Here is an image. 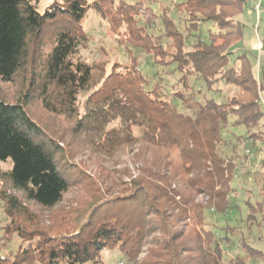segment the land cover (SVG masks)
Returning a JSON list of instances; mask_svg holds the SVG:
<instances>
[{
  "label": "trees",
  "instance_id": "obj_1",
  "mask_svg": "<svg viewBox=\"0 0 264 264\" xmlns=\"http://www.w3.org/2000/svg\"><path fill=\"white\" fill-rule=\"evenodd\" d=\"M160 1L56 0L39 13L30 0H0V83L11 84L18 75L24 82L17 101L0 98V163L10 161L7 170L0 167V178L43 210L57 206L68 191V180L57 170L55 160L63 151L30 115L32 101L47 115L69 120L72 133L94 149L129 144L153 153L144 159L145 177L133 183L130 194L122 199L129 207L105 214L107 219L98 224L91 220L79 232L45 240L41 231H27L34 225L20 198L0 196L17 236L23 242L31 233L39 237L20 245L10 264H28L34 256L38 264H99L102 253L112 249L126 264H137L147 235L142 220L151 214L164 227L165 264H264V253L245 239L239 244L242 254H224L220 244L229 246L230 241L209 231L204 216L209 208L225 211L233 192L239 155L221 151L226 146L221 126L228 114L234 117V125L258 126L264 120L255 67L246 54L231 57L234 43L242 36L236 17L246 1L164 0L172 3L171 10L161 4L157 13L153 5ZM89 8L130 54V68L121 72L113 64L107 73L106 61L84 60L81 53L88 47V37L81 22ZM205 23H212L216 31L204 36L201 26ZM132 51L145 53L153 65H174L173 70L181 74L176 85L182 88H191L190 78L198 77L209 91L224 83L237 93L225 103L208 99L179 111L174 103L151 95L154 89L146 88L147 79L139 73ZM88 90L81 112L79 94ZM256 134L237 140L252 153L257 151L253 148ZM174 179L185 189H171L169 182ZM195 193L209 196L206 206L194 202ZM166 210L178 211L175 221L184 227L183 232L169 227ZM248 210V221L258 223L261 205L248 204ZM226 230L237 236L235 230ZM28 255L31 259H24ZM7 261L0 256V262Z\"/></svg>",
  "mask_w": 264,
  "mask_h": 264
},
{
  "label": "rangeland",
  "instance_id": "obj_2",
  "mask_svg": "<svg viewBox=\"0 0 264 264\" xmlns=\"http://www.w3.org/2000/svg\"><path fill=\"white\" fill-rule=\"evenodd\" d=\"M30 1L36 4L37 11L42 13L56 0ZM57 1L60 2L61 0ZM93 1L86 0L88 4ZM245 1L242 12L236 17L242 26V36L234 43L231 49V57L246 54L255 67L257 81L261 87L259 99L261 104L264 103V50H262V44H264V0ZM258 3H260L262 11L257 15L254 6ZM161 4L167 10L172 8V3L161 0L158 4L153 5L156 6L157 13L160 11L157 6ZM169 15L176 18L175 13ZM81 26L88 37V47L81 53L84 60L89 63L106 61L107 73L110 72L113 64H117L119 66L117 70L121 72L125 71L126 66L129 68L132 66L130 54L126 53L123 47L118 46L114 34L108 30L106 22L97 15L94 9L89 8L87 10ZM208 31L215 32L216 27L212 23L203 24L201 33L206 36ZM132 55L137 60L139 73L147 79L146 88L148 90L154 89V93L151 95L174 103L179 111L186 112L184 106H192L194 103H202L208 99L216 103H225L237 93L236 88L226 86L224 83L217 84L209 91L198 77L190 78L188 84L191 88H182L176 85L181 74L173 70L174 65L166 67L153 65L151 58L145 53L132 51ZM23 92L24 82L19 75L11 84L0 83V98L5 101H17ZM89 92V90L82 91L79 94L78 107L81 112ZM28 107L30 115L34 117L33 119L39 127L49 137L53 138L62 149L63 153L55 157L57 170L66 176L69 183L68 191L62 201L50 210H43L22 199L20 192L12 189L4 177L0 178V196H16L21 199L26 207V217L33 221L34 225L29 226L28 232L32 230L41 231L45 240L50 237L79 232L91 220L98 224L107 219L105 214L113 215L117 213V209L122 212L125 207L130 205L122 199H125L123 198L125 195L130 194L133 183L145 177L144 173L148 165H143V163L145 162L144 159L147 160L152 156L151 151H146L140 145L132 146L129 144L120 145L113 150L94 149L80 136H75L72 133V123L65 117L47 115L42 111L37 101H32ZM234 121V117L228 114L227 123L221 126L222 138L226 143V146L221 147V151L227 154L235 151L239 155L233 174V192L229 198L230 203L225 211L220 212L214 208H209L204 211V216L209 231L213 232L219 239L228 238L230 241L229 246L225 242L220 244V250L224 254L229 256L242 254L239 250L242 239H245L254 249L264 253V136L260 134V132L264 133V120L258 126L249 127L234 125ZM252 134H256L258 140L253 147L257 151L251 153L245 149L244 142L237 140V138H245ZM0 167L3 171L7 170L10 168V161L0 163ZM165 174L168 175V172ZM169 184L173 190H177V187L185 189V186L179 184L178 179L171 180ZM193 196L195 203L207 205L208 195L195 193ZM256 203L261 205V213L256 215L258 223L254 220L249 222L247 217L249 213L248 204L255 205ZM94 211L96 213L92 215ZM144 213L148 214L146 208ZM165 213L169 217L167 219L170 224L169 227L178 232H183L184 227L175 221L178 211L166 210ZM97 218L98 220H96ZM158 219L156 215L151 214L142 220L143 224L146 223L145 232L147 235L143 238L136 256L135 263L137 264H165L162 249L166 237L163 235L164 227L159 225ZM12 227L10 218L3 212L0 200V256L8 258L7 262H0V264H10L13 255L22 249V247L19 248L20 245L25 246L26 241L34 242L39 239L38 236L31 233L28 235V240L23 242V239L17 236L15 228ZM227 227L235 230L237 236H232L226 230ZM184 239L179 240L178 243ZM25 257L28 260L31 259L30 255L28 258L24 256V259ZM36 258L34 256L28 261V264H38ZM101 260L102 263L99 264H126V259L121 260L117 249L102 253Z\"/></svg>",
  "mask_w": 264,
  "mask_h": 264
},
{
  "label": "built area",
  "instance_id": "obj_3",
  "mask_svg": "<svg viewBox=\"0 0 264 264\" xmlns=\"http://www.w3.org/2000/svg\"><path fill=\"white\" fill-rule=\"evenodd\" d=\"M254 11L257 13V15L259 14L260 11H262V8L260 7V3H258L257 5L254 6ZM261 108L264 110V103L262 102L260 104ZM251 156V155H249Z\"/></svg>",
  "mask_w": 264,
  "mask_h": 264
},
{
  "label": "crops",
  "instance_id": "obj_4",
  "mask_svg": "<svg viewBox=\"0 0 264 264\" xmlns=\"http://www.w3.org/2000/svg\"><path fill=\"white\" fill-rule=\"evenodd\" d=\"M262 50H263V48H262ZM262 50H261V51H262ZM261 51H260V52H261ZM255 77H257V74H256V73H255ZM260 94H261V87H260L259 95H260Z\"/></svg>",
  "mask_w": 264,
  "mask_h": 264
}]
</instances>
